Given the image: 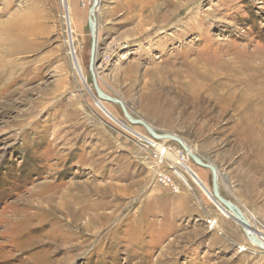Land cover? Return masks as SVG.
I'll return each instance as SVG.
<instances>
[{"label":"rangeland","instance_id":"rangeland-1","mask_svg":"<svg viewBox=\"0 0 264 264\" xmlns=\"http://www.w3.org/2000/svg\"><path fill=\"white\" fill-rule=\"evenodd\" d=\"M92 4L0 0V264H264L210 170L98 102ZM95 16L100 89L214 165L264 242V0H99Z\"/></svg>","mask_w":264,"mask_h":264},{"label":"water","instance_id":"water-1","mask_svg":"<svg viewBox=\"0 0 264 264\" xmlns=\"http://www.w3.org/2000/svg\"><path fill=\"white\" fill-rule=\"evenodd\" d=\"M99 5V0H93V4L91 6V8L89 9V27H90V33H91V37H92V47H91V59H90V66H89V70L91 72L92 75V79H93V86L94 89L96 91V95H97V100L98 102L100 100H104V101H108L114 104H118L124 113V116L126 117V119L133 124H142L143 122H141V120L136 121L134 120V118L130 115L127 107L125 106V104L118 99L112 98L108 95H106L99 87L98 85V81L97 78L94 74V71L96 69V65L98 64V62H96V52H97V35H96V10L99 8L97 7ZM87 88H89L87 86ZM90 90V89H89ZM91 91V90H90ZM140 122V123H138ZM145 124V123H144ZM143 125V124H142ZM144 128L150 133V136L156 140H161L162 137H164V135L167 136V134H158L155 129H153L152 127H149L148 125H143ZM171 140L177 142L178 144H180V146L182 147V149L186 152V154L188 155V157L190 158L191 161H193L195 164L208 169L211 171L212 173V178H213V194L216 198V203L221 207L222 210L226 211V212H230L232 213V218L233 220L239 224L245 231V233H247L248 229H251V225L250 223L247 221L248 219L246 218V216L243 214L242 210L236 206L234 203H232L229 200H226L225 198L222 197L221 193H220V186H219V173L218 170L215 166H213L212 164H208L205 163L196 153H192L183 143L182 140L179 138H171ZM247 235V234H246ZM252 240V239H251ZM253 241V240H252ZM254 242V241H253Z\"/></svg>","mask_w":264,"mask_h":264},{"label":"built area","instance_id":"built-area-1","mask_svg":"<svg viewBox=\"0 0 264 264\" xmlns=\"http://www.w3.org/2000/svg\"><path fill=\"white\" fill-rule=\"evenodd\" d=\"M154 140V139H153ZM158 160H159V165H163L165 163V157H163V153L160 152L157 154ZM178 159L182 164H188L190 161V158L186 154V152L180 151L178 153ZM181 168L180 165L176 164L174 167H170V169L173 171V174L177 176L186 186H188L187 182H185L178 174H177V169ZM156 180L157 183L162 185L165 188H169L174 194H179L181 192L180 186L175 182L174 178L166 173L165 169H158L157 175H156ZM189 187V186H188Z\"/></svg>","mask_w":264,"mask_h":264},{"label":"bare ground","instance_id":"bare-ground-1","mask_svg":"<svg viewBox=\"0 0 264 264\" xmlns=\"http://www.w3.org/2000/svg\"><path fill=\"white\" fill-rule=\"evenodd\" d=\"M97 7H99V5L97 6ZM96 14V13H95ZM89 16H90V14H89ZM96 25H97V28H96V32H98V22H96ZM97 34V33H96ZM21 49V48H20ZM97 53V52H96ZM8 61V60H7ZM3 63V62H2ZM4 63H5V61H4ZM2 67V66H1ZM4 68V67H3ZM6 68V67H5ZM1 70V69H0ZM94 74H95V76H96V73H95V71H94ZM1 77V76H0ZM96 78H97V76H96ZM97 81H98V78H97ZM118 105V104H117ZM261 108V107H260ZM258 113V112H257ZM131 115V114H130ZM134 118V117H133ZM134 120H136V121H138L139 119H135L134 118ZM141 120V119H140ZM139 120V121H140ZM141 122H143L142 124L143 125H148L149 127H152L151 125H149L147 122H145L144 120H141ZM130 123V122H129ZM138 123H140V122H138ZM145 123V124H144ZM131 124H133V123H131ZM142 124H134V125H141V126H143ZM255 125H257V124H255ZM144 127V126H143ZM153 128V127H152ZM154 129V128H153ZM156 131V130H155ZM149 133V132H148ZM150 134V133H149ZM173 137H175V138H179V139H181L180 137H178V136H176V135H171V134H167V136L166 135H164V137H162V139H165V140H163L164 142H167L168 141V139L169 140H171V138H173ZM161 139V140H162ZM182 140V139H181ZM182 143L192 152V153H194L195 154V152H193L190 148H189V146L182 140ZM206 163V162H205ZM186 165V164H185ZM214 166V165H213ZM177 174L185 181V182H187V184L189 185V181H188V179H187V177H186V175L180 170V169H177ZM248 221V220H247ZM249 222V221H248ZM211 223H214V224H217V221H215V222H212L211 221ZM251 225V224H250ZM251 227H252V225H251ZM248 234H249V238H250V242H251V244L253 245V246H256L257 248H259V249H261V251H264V242L262 241V240H260V238L258 237V235L256 234V231L254 230V228L252 227L251 229H248ZM254 241H252V240Z\"/></svg>","mask_w":264,"mask_h":264}]
</instances>
